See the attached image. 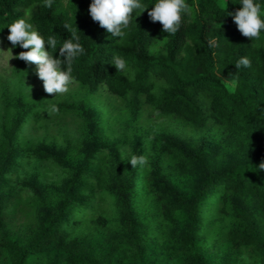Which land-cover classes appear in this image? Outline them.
I'll list each match as a JSON object with an SVG mask.
<instances>
[{"label": "trees", "instance_id": "16d2710c", "mask_svg": "<svg viewBox=\"0 0 264 264\" xmlns=\"http://www.w3.org/2000/svg\"><path fill=\"white\" fill-rule=\"evenodd\" d=\"M90 2L0 0V44H10L7 24L32 10L27 21L57 47L79 36L85 54L73 76L90 96L105 85L132 120L148 106L195 139L151 133L126 154L125 130L110 145L114 129L91 102L14 111L11 123L0 103V224L22 209L35 213L27 234L0 228V264H241L245 251L249 264H264V34L250 41L225 16L239 0H186L175 33L162 32L145 9L120 39L91 19ZM13 50L15 73L27 77L33 64L16 56L26 49ZM114 56L128 62L132 78L115 71ZM241 56L250 65L235 68ZM49 114L83 121L78 150L63 146L62 129L56 143L34 142L49 132ZM131 155L144 163L132 167Z\"/></svg>", "mask_w": 264, "mask_h": 264}, {"label": "clouds", "instance_id": "9594fccd", "mask_svg": "<svg viewBox=\"0 0 264 264\" xmlns=\"http://www.w3.org/2000/svg\"><path fill=\"white\" fill-rule=\"evenodd\" d=\"M51 2L52 0H44L45 6H49ZM239 4L241 6L237 10L227 11L225 16H231L242 36L249 38L250 41L259 40L264 34V10H262L259 0H239ZM145 9H148L147 15L150 20L160 22L161 31L169 34L177 31L182 16L189 12L186 0H154L151 7L142 3V0H91L88 5V14L106 32L113 37L122 39L133 18L139 16ZM67 27L68 25H65V28ZM7 28V40L10 42L11 48L0 49V53H10L6 62L8 63L13 55L12 48L19 46L21 49H26L17 53L16 56L26 63L35 65L36 75L42 81L43 90L48 94L54 93V97L67 93L70 85L75 82L73 63L78 57L85 54V48L80 43L79 36L73 34L72 39H65L57 47V40L52 35L41 34L24 17L15 18L7 24ZM213 43V41H209L210 46ZM57 48H59V54L54 56ZM158 50L156 49V51ZM3 62L0 59V63ZM110 63L116 72H121L128 78H132V69L124 58L114 56ZM249 65V58L241 56L234 66L240 68ZM52 111H57L55 105L52 106ZM144 161L143 155H131L128 159L132 167L143 164ZM259 167L264 169V162Z\"/></svg>", "mask_w": 264, "mask_h": 264}, {"label": "rangeland", "instance_id": "374dc122", "mask_svg": "<svg viewBox=\"0 0 264 264\" xmlns=\"http://www.w3.org/2000/svg\"><path fill=\"white\" fill-rule=\"evenodd\" d=\"M31 11L32 10H29L26 13V20L29 19ZM9 48H11V45L6 41H3L0 44V49L8 50ZM12 53L13 55L8 61L9 64L6 61L9 58L10 53H0V59L4 61L3 63H0V103L1 105L3 104L2 106L5 107L4 109L6 112L7 109H9L10 123L12 118L16 117L13 115L14 111L18 116L20 115L21 117L35 110L36 106H41L44 104L51 106L52 104L61 102L63 100L76 101L78 104L88 101L96 107L98 114L105 122L106 128L108 127L114 129L113 132L110 133L108 131L107 133L111 139L110 145L114 141L120 139L122 136L118 133V130L121 128L125 130L124 133H126V137L128 139L123 142L121 138L119 144L121 151L126 152V154L131 153L132 143L136 138H147L149 135H151V133H158L161 131L177 132L178 134L183 133L184 136L195 139L192 135L193 133H190L189 131L184 132L183 128H181L176 122L168 118L155 115L148 106L145 107L137 122L132 120L123 113V103L121 99L111 94L105 85L100 86V90L96 95L90 96L86 92V89L75 80V82L70 85L69 91L67 93L54 97V93L48 94L43 90L42 81L38 79L36 75L35 65H32L30 69L31 71L27 77L23 78L18 76V73H15V53L13 48ZM229 88L232 89V84L230 83ZM1 105L0 111L2 110ZM15 105H17V109L14 108ZM4 112L2 114L5 116L6 113ZM49 118V122L51 123L49 132L45 133L44 131H40L39 133L34 134V142L42 139L48 143H56V137H58L59 134L58 130L62 129L63 135L67 139V142H64L63 146L66 145L69 147L70 152L75 151L79 143V138L83 134L80 132L81 125H83L80 123L83 121L77 124L70 116L62 117L61 115L57 116V114L53 115V117L51 114H49ZM29 123V119L24 120L25 127L28 126ZM24 166H26L24 170L30 173L31 166H27V164H24ZM46 172L50 179L56 177V174L58 173L56 167H48ZM50 179L47 178L45 182H51ZM34 218V210L22 209L16 216H10L9 218L2 221L0 228L13 233L27 234L33 227ZM252 261L253 257L251 254L245 251L241 264H249Z\"/></svg>", "mask_w": 264, "mask_h": 264}]
</instances>
